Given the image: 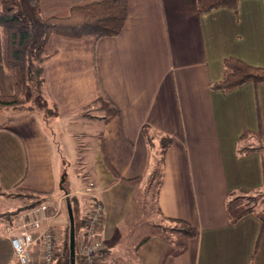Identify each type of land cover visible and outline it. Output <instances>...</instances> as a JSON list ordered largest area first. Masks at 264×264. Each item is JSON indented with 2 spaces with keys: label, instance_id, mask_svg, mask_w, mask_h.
<instances>
[{
  "label": "crops",
  "instance_id": "1",
  "mask_svg": "<svg viewBox=\"0 0 264 264\" xmlns=\"http://www.w3.org/2000/svg\"><path fill=\"white\" fill-rule=\"evenodd\" d=\"M89 1L39 0V9L44 17L66 16L72 6ZM126 1V20L116 36L48 39L43 90L57 114L50 132L37 112L0 109L6 119L0 122V198L15 196L17 184L47 191L51 204H66V215L58 218L63 227V216L69 215L63 196L69 193L58 191L57 166L65 163L63 155L71 161L77 157L75 141L85 152L90 149L84 161L93 182L90 193L103 206L99 264H158L166 237H177L160 227L169 219L187 221L198 235L165 264H264L261 220L249 213L230 221L247 204L246 196L264 193V149L238 153L240 147L256 146L258 130L264 145V82L228 91L210 87L223 77L226 58L264 67V2L238 0L236 10L219 6L200 13L196 0ZM12 92L0 44V93ZM101 97L116 105L119 117L82 116ZM86 121L95 123L90 140L79 136ZM165 135L171 144L153 196L160 222L151 220L153 230L145 234L142 210L134 211L135 196L149 192ZM137 177L136 185L121 181ZM8 222L0 219V264H15L4 234ZM145 235L150 240L134 251Z\"/></svg>",
  "mask_w": 264,
  "mask_h": 264
},
{
  "label": "trees",
  "instance_id": "2",
  "mask_svg": "<svg viewBox=\"0 0 264 264\" xmlns=\"http://www.w3.org/2000/svg\"><path fill=\"white\" fill-rule=\"evenodd\" d=\"M238 0H196L198 11L206 13L219 6H228L236 10ZM264 2V0H262ZM127 16L126 0H91L89 2L74 5L66 16L44 17L40 13L39 0H0V44L4 71L10 76L13 92L9 95L0 93V109H12L16 112L22 110L23 114L37 112L45 121L48 117L56 115L54 107L49 103L44 94L42 63L48 57L46 45L52 35H59L71 39L92 35L96 38L112 37L119 34ZM246 82L254 84L264 82V67L252 66L244 61L230 57L223 61V77L217 83H211L212 89L228 91ZM102 116L109 121L120 116V111L106 97H101L82 110V116L93 118ZM248 133L245 130L241 139ZM144 135L151 144L147 128ZM257 144L252 147H240L238 153H246L252 150L264 149L261 131L258 130ZM171 144V138L165 135L160 140V151L155 158V167L152 170L149 184L156 189L162 178L161 167L167 149ZM140 177L133 179H121L131 185H136ZM62 182L60 189H63ZM64 190V189H63ZM13 191L16 196L27 198L31 201L26 207L11 210L0 214V219L10 220V217L22 209L34 207L40 203L49 201L50 193L35 190L29 186L17 184ZM66 192V191H65ZM247 204L230 221L236 222L243 215L253 213L264 225V193L258 192L253 196H246ZM259 199V200H258ZM68 211L72 214L74 223V255L70 256L69 233L64 236L60 248L55 249L53 264H76L81 261L77 252L78 230L86 225V219L79 214L80 200L72 194L67 200ZM260 205L261 208L256 207ZM68 212V214H69ZM171 226L161 228L163 232L174 233L176 238H167L168 246L158 264H165L170 256H178L186 250V241L196 238L197 227L182 219H169ZM150 235H145L134 247L138 252L148 241ZM79 263V262H78Z\"/></svg>",
  "mask_w": 264,
  "mask_h": 264
},
{
  "label": "built area",
  "instance_id": "3",
  "mask_svg": "<svg viewBox=\"0 0 264 264\" xmlns=\"http://www.w3.org/2000/svg\"><path fill=\"white\" fill-rule=\"evenodd\" d=\"M51 206L55 209L53 214H48V204L41 203L20 210L5 224L4 234L10 241L15 264H53L57 236L51 224L60 214V205L53 203ZM102 222L103 206L98 199H94L79 245L83 264H99L103 247L100 239ZM33 248L37 249V260H34Z\"/></svg>",
  "mask_w": 264,
  "mask_h": 264
},
{
  "label": "rangeland",
  "instance_id": "4",
  "mask_svg": "<svg viewBox=\"0 0 264 264\" xmlns=\"http://www.w3.org/2000/svg\"><path fill=\"white\" fill-rule=\"evenodd\" d=\"M0 112H2V111H0ZM18 112H22V110H20ZM18 115H21V113ZM15 116H17V115H15ZM53 117L54 116L48 117L47 119H45L44 124L46 125L47 133L50 132V129L48 127L53 126V124H52V122H53L52 118ZM5 120L6 119L0 115V122H3ZM86 122L87 123L85 126H84L85 123H83V125H79L81 128L84 127V128H82L83 133H81L79 136L80 137L83 136L82 139L90 140L89 131H90V128L92 127V125H94L95 123L91 122V121H86ZM73 142H74V144H73L74 147L76 146V148H74V152H75L74 155H76L77 157L73 161H71V160H69L70 157L63 155L66 157V158H64L65 163L64 164L60 163L57 166L58 171H59V183L62 182V184H63L62 186L64 189V190L58 189V191L59 192L62 191L63 194L65 193L64 191L69 193L68 197L64 195L66 197V199H69V198H71V195L73 194L72 190H77L76 194L75 193L74 194L77 195L79 200H80L79 214L81 217H83L87 220V217H88L90 210H91L90 205H92L93 200H94V199H92L94 195H92L90 193L91 192L90 190H94L93 186H92L93 184H91L93 182L90 181V178L88 179L87 174H88L89 170H88L87 164L84 162L86 160V157L89 154L90 149H88V151L85 152V150L82 149L83 148L82 144L80 145V144H77V142H75V141H73ZM64 145H65L66 153H67V151L70 152V149L68 148L69 144H64ZM85 153H86V155H85ZM62 154H64V153H62ZM85 172H87V173L85 174ZM141 191H143V190L138 191L137 192L138 194L135 196L134 206L136 208L134 211L139 212L140 211L139 208L142 210L141 214H142L143 220H144V222L141 226V227H143L142 231H144L145 234H149L153 230V227L151 226V220H155L156 223L160 222L159 217L157 215V209H156L155 201H154V197H153L155 195V188L153 185H151L147 195L145 193L144 194L141 193ZM30 203H31V201L29 199L21 198V197H18L16 195L14 196L13 193H11L5 197L0 198V212L5 211L7 209L17 210V209L22 208L24 206L26 207ZM43 203L48 204V206H49L48 207V211H49L48 214L49 215L53 214V210L55 212V209H53V207L51 206L50 201L43 202ZM65 205H66L65 202H62L61 207H60V214L59 215L57 214V216L53 219L52 224H51L52 228L56 231L57 238H56L55 244H57V248L61 247L62 239L64 238V236H68V233H69V215L63 216L64 221H65V224L63 225V227H59V224H58V218H60L62 213H65V215H66ZM152 209L155 210V214L153 212H151ZM15 215H13V216H15ZM13 216L10 217V220ZM10 220H8V221H10ZM146 225H148V226H146ZM169 226H171V223L167 226H161L160 225L161 228H167ZM77 235L80 236L79 230H78ZM81 241H82V239L78 240V238H77V252H78V254H79V245L81 244ZM79 256H80V258H82L80 254H79ZM78 262L76 264H83L82 259H81V261H78Z\"/></svg>",
  "mask_w": 264,
  "mask_h": 264
},
{
  "label": "water",
  "instance_id": "5",
  "mask_svg": "<svg viewBox=\"0 0 264 264\" xmlns=\"http://www.w3.org/2000/svg\"><path fill=\"white\" fill-rule=\"evenodd\" d=\"M74 245H75L74 243V223H73L72 214L69 212V249H70L71 257H73L74 255ZM71 264H74L73 260L71 261Z\"/></svg>",
  "mask_w": 264,
  "mask_h": 264
}]
</instances>
